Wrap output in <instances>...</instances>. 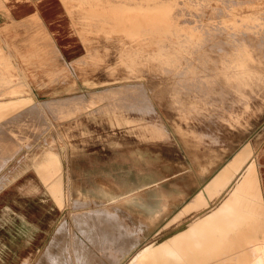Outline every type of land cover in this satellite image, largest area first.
I'll use <instances>...</instances> for the list:
<instances>
[{
	"label": "rangeland",
	"instance_id": "374dc122",
	"mask_svg": "<svg viewBox=\"0 0 264 264\" xmlns=\"http://www.w3.org/2000/svg\"><path fill=\"white\" fill-rule=\"evenodd\" d=\"M88 1L63 0L66 13L65 20L60 23L67 28L59 29V33L65 34L60 37L51 36L38 22L34 25V35L17 36L12 41L3 38L0 30V102L23 99L37 104L33 108L25 106L0 120V189L22 173L28 172L29 176L21 177L17 181L20 185L27 184L29 179H36L33 174L40 173L37 167L42 157L52 150L58 153L57 171L62 164L67 173L66 214L52 242L35 264H176L137 259V252L147 246L142 244L144 238L139 236L141 230L125 228L119 223L124 221V205L129 208L134 203L130 201L131 198L125 202L123 194L134 192L142 185L148 186L166 173L167 170H164L156 176L150 174L148 169V176L140 178L138 174L139 155L145 151L148 155L154 152L157 142L171 139L176 148H199L202 144H208L233 151L251 137L264 134V0H209L211 5H206L208 0H161V3L158 0L160 4L156 0ZM102 4L107 10L114 5L118 11H107V14L99 18L98 12L105 9ZM142 5L147 6L143 8ZM98 7V11L95 10ZM238 8L244 10L245 14L238 24L231 23L232 15ZM136 9L143 10L139 11L140 17L137 14L139 18L136 17ZM189 9L191 12H188ZM166 10L167 14H164ZM88 11L92 12L91 19L86 16ZM220 13L223 14L218 15ZM161 14L163 17H160ZM255 16L262 22L258 23L260 19ZM193 17L199 19L194 18L193 21ZM186 21L188 25H181ZM162 23L164 26H161ZM221 23L225 26H220ZM245 23L249 25L245 26ZM206 26L212 29H209L210 33ZM234 29L236 30L233 31ZM230 31L234 33L233 36ZM159 32H163L164 38ZM145 35L149 38H145ZM55 40L69 42L72 46H77L81 53L78 57L67 60L59 51ZM194 40L197 41L194 43ZM158 41L160 42L157 43ZM239 43L243 45L241 48ZM244 48L251 53L250 59V53H246ZM236 53L239 55L235 56ZM174 54L182 56L178 67L173 68L162 62L163 58L171 61L176 57ZM243 55H246L245 60L244 57L239 58ZM184 56L191 60L187 61ZM225 69L237 70L240 72L239 76H227ZM194 72L201 74L200 79L193 78ZM65 96L69 98L66 99ZM53 102H57L58 106L50 107L55 104ZM60 113H64V116ZM13 117L17 119L13 120ZM19 118L22 119L15 123ZM28 124L30 126H26ZM163 147L171 149L173 145H160V148ZM150 165L153 162L149 159L148 166ZM54 172L56 170L52 169L45 175ZM201 176L196 173L194 181L198 182ZM189 179V183H192L191 175ZM184 182L179 181L174 186L167 187H188ZM79 216L82 222L77 221ZM128 217L133 219L132 216ZM93 220L96 224L100 222L108 230L110 237L104 242L97 237L96 240L94 234L92 237L89 235V224L93 225ZM109 221L117 226L119 224L120 228L109 229ZM150 231L144 230L146 233ZM80 245L86 247V256L75 252L74 247L78 248ZM258 247L260 246H245L249 264L253 261L252 256L261 254L256 249ZM262 247L264 256V245Z\"/></svg>",
	"mask_w": 264,
	"mask_h": 264
},
{
	"label": "crops",
	"instance_id": "0c3cea01",
	"mask_svg": "<svg viewBox=\"0 0 264 264\" xmlns=\"http://www.w3.org/2000/svg\"><path fill=\"white\" fill-rule=\"evenodd\" d=\"M63 5V0H0L2 37L12 41L17 36L34 35L37 22L41 23L51 36L65 35L58 32L62 27L67 28L65 24L60 23L65 20ZM55 42L67 60L78 57L81 53L77 46L74 47L69 42ZM160 145H173V148H160ZM149 159L153 165L148 166ZM138 161L140 178L148 176V169L150 174L156 176L167 170L150 185H142L134 192L123 194L125 202L131 198L130 201L134 203L129 208L124 205V221L119 223L125 228L141 230L139 236L144 238L142 244L147 246L137 252L138 260L176 264L184 261L238 262L244 260L245 254H248L245 246H259V243L260 246L264 245V134L251 137L233 151L208 144H202L199 148H176L171 139L163 140L157 142V148L151 154L142 152ZM61 166L62 164L58 171L48 174L45 178L35 172L33 175L36 179L27 180L25 185L17 183L21 177L29 176L28 172L22 173L0 189V264H35L40 254L52 242L66 214L68 178L64 167ZM196 173L202 175L198 182L194 181ZM190 175L193 177L192 183H189ZM179 181H185L188 187H167L174 186ZM257 201L258 204H263L260 207L257 204L255 207ZM246 202L248 203L245 205ZM220 205H223L225 210ZM249 210L258 216L253 212L250 214ZM235 215L239 217L238 220ZM108 227L120 228L119 224L117 226L111 221ZM144 230L151 231L146 233ZM184 242L185 244H182ZM166 248L169 252H165Z\"/></svg>",
	"mask_w": 264,
	"mask_h": 264
},
{
	"label": "bare ground",
	"instance_id": "6f19581e",
	"mask_svg": "<svg viewBox=\"0 0 264 264\" xmlns=\"http://www.w3.org/2000/svg\"><path fill=\"white\" fill-rule=\"evenodd\" d=\"M75 1H77V0H75ZM84 1H85V0H84ZM89 1H90V0H89ZM89 1H88V2H89ZM135 1H137V0H135ZM144 1L147 2V0H144ZM151 1H152V0H151ZM156 1H158V0H156ZM168 1H169V0H168ZM172 1H173V0H172ZM172 1H171V2H172ZM174 1L176 2V0H174ZM189 1H190V0H189ZM208 1H209V0H208ZM217 1H218V0H217ZM217 1H216V2H217ZM231 1L233 2V0H231ZM237 1H238V0H237ZM237 1H236V2H237ZM242 1H243V0H242ZM86 2H87V1H86ZM86 2H85V5H86ZM95 2H96V0H95ZM98 2H99V0H98ZM153 2H154V1H153ZM163 2H164V1H163ZM165 2H166V1H165ZM178 2H179V1H178ZM180 2H181V1H180ZM198 2H200V1H198ZM229 2H230V1H229ZM229 2H228V3H229ZM90 3H91V2H90ZM90 3H88V4H90ZM101 3H102V2H101ZM109 3H112V1H111V2L109 1ZM138 3H139V2H138ZM157 3H159V1H158ZM160 3H161V0H160ZM160 3H159V4H160ZM166 3H168V2H166ZM183 3H184V1H183ZM201 3H202V2H201ZM205 3H206V2H205ZM208 3H210V1L207 2L206 5H208ZM226 3H227V2H226ZM230 3H231V2H230ZM88 4H87V6H89ZM92 4H93V3H92ZM94 4L96 5V4H99V3H94ZM104 4H106V3H104ZM112 4H113V3H112ZM141 4H142V2H141ZM141 4H140V6H141ZM174 4H177V3H174ZM179 4H180V3H179ZM179 4H178V5H179ZM231 4H232V3H231ZM231 4H230V5H231ZM150 5H151V3L148 4V8L146 7L148 10H150V8H149ZM152 5H155V4H152ZM156 5H157V4H156ZM161 5H162V4H161ZM166 5H169V4H166ZM193 5H194V4H193ZM210 5H211V3H210ZM98 6H99V5H98ZM100 6H101V5H100ZM102 6L104 7L105 5L102 4ZM102 6H101V7H102ZM107 6H108V5H107ZM109 6H111V5H109ZM112 6L114 7V5H112ZM115 6H116V5H115ZM142 6H143V8H145V6H147V5H145V6L142 5ZM159 6H160V5H159ZM171 6H172V5H171ZM175 6H176V5H174V8H175ZM181 6H182V5H181ZM184 6H185V5H184ZM190 6H191V5H190ZM194 6H195V5H194ZM202 6H203V5H202ZM202 6H201V7H202ZM234 6H235V5H234ZM85 7H86V6H85ZM85 7H84V8H85ZM93 7H94V6H93ZM93 7H92V8H93ZM113 7H112V8L109 7L110 10H109V9L107 10L105 7H104L105 9L100 10V11L98 12L99 18H101L104 14H107V13H106L107 11H111V12L118 11V8H117V7H114V8H113ZM118 7H119V5H118ZM138 7H139V6H138ZM150 7H151V6H150ZM192 7H193V6H192ZM195 7H196V6H195ZM203 7H204V6H203ZM215 7H217V6H215ZM215 7H214V9H217V8H215ZM229 7H231V6H229ZM84 8H83V9H84ZM89 8H90V7H89ZM107 8H108V7H107ZM129 8H130V7H129ZM141 8H142V7H141ZM143 8H142V9H143ZM156 8H157V6L155 7V9H156ZM186 8H187V7H186ZM186 8H184V9L186 10ZM188 8H189V7H188ZM218 8H220V7H218ZM226 8H227V7H226ZM87 9H88V8H87ZM97 9H99V7H98V8H95V10H97ZM122 9H123V8H122ZM138 9H140V8H138ZM138 9H136V10L138 11ZM153 9H154V7H153ZM153 9H151V11H152ZM182 9H183V7H182ZM192 9H193V8H192ZM197 9H200L199 6H198ZM220 9H221V8H220ZM69 10H70V9H69ZM127 10H128V9H127ZM131 10H132V9H131ZM136 10H135V11H136ZM160 10H161V8H160ZM160 10H159V11H160ZM177 10H178V9H177ZM200 10H201V9H200ZM200 10H199V11H200ZM221 10H222V9H221ZM221 10H220V12H221ZM227 10H228V9H227ZM227 10H226V11H227ZM82 11H83V10H82ZM97 11H98V10H97ZM97 11H96V12H97ZM121 11H122V10H121ZM125 11H126V10H125ZM139 11H140V10H139ZM139 11H138V13H135V14H136V15L139 14V17H140V13H139ZM142 11H143V10H142ZM142 11H140V12H142ZM180 11H181V8H180ZM187 11H188V10H187ZM196 11H197V10H196ZM80 12H81V11H80ZM88 12H89V11H88ZM92 12H93V10H92ZM92 12H89V14L87 13V15L85 14V15L87 16V18H90V17L92 18ZM96 12H95V13H96ZM129 12H131V11H129ZM162 12H163V10H162ZM166 12H167V10L164 11V14H167ZM188 12H191V9H189ZM201 12H202V10L200 11V13H201ZM203 12H204V11H203ZM230 12H231V11H230ZM85 13H86V11H85ZM118 13H119V12H118ZM171 13H172V12H171ZM195 13H196V12H195ZM198 13H199V12H198ZM218 13H219V12H218ZM227 13H229V12H227ZM108 14H109V13H108ZM114 14H115V13H114ZM142 14H143V13H142ZM153 14H154V13H153ZM155 14H156V13H155ZM173 14H174V13H173ZM173 14H172V15H173ZM175 14H176V13H175ZM179 14H180V12H179ZM182 14H186V13H183V12H182ZM189 14H190V13H189ZM221 14H223V13H220V14H218V15H221ZM244 14H245L244 10H241V9H239V8L236 9V10L234 11L233 15H232L233 18H232V20H231V21H232L231 23H237V24H238L239 21H241V17H243ZM121 15H122V14H121ZM127 15H128V14H127ZM148 15H150V13H149ZM148 15H147V17H149ZM151 15H152V14H151ZM161 15H162V14H161ZM191 15H192V14H191ZM198 15H200V14H198ZM111 16H112V15H111ZM111 16H110V17H111ZM115 16H116V15H115ZM129 16H130V15H129ZM132 16H133V15H132ZM134 16H135V15H134ZM177 16H178V14H177ZM183 16H184V15H183ZM193 16H194V15H193ZM228 16H229V15H228ZM106 17H107V16H106ZM106 17H103V19L106 18ZM118 17H120V16L118 15ZM121 17H123V15H122ZM121 17H120V18H121ZM136 17L139 18L138 15H137ZM144 17H145V16H144ZM158 17H159V14H158ZM160 17H163V15L160 16ZM164 17H165V16H164ZM181 17H182V16H181ZM245 17L247 18V16H245ZM253 17H254V16H253ZM261 17H262V16H261ZM91 18H90V19H91ZM93 18H96V17H93ZM123 18H125V17H123ZM133 18H135V17H133ZM133 18H132V19H133ZM141 18L143 19V17H141ZM141 18H140V19H141ZM150 18H151V17H150ZM165 18H166V17H165ZM171 18H173V17H171ZM185 18H186V17H185ZM194 18H195V17H193V21H194ZM255 18H257V16H255ZM258 18H259V17H258ZM258 18H257V19H258ZM262 18H263V17H262ZM90 19H89L88 21H90ZM115 19H118V18H115ZM115 19L113 20V22L115 21ZM121 19H122V18H121ZM127 19H128V17H127ZM130 19H131V18H130ZM140 19H139V20H140ZM177 19H178V18H177ZM182 19H184V17H182ZM195 19H196V18H195ZM198 19H199V17H198ZM198 19H196V20H198ZM252 19H253V18H252ZM259 19H260V18H259ZM99 20H100V19H99ZM118 20H119V19H118ZM124 20H125V19H124ZM128 20H129V19H128ZM133 20H134V19H133ZM143 20H144V19H143ZM147 20H149V18H147ZM151 20H152V19H151ZM169 20H170V19H169ZM190 20H192V19H190ZM211 20H212V18H211ZM211 20H210V21H211ZM243 20H244V19H243ZM260 20H261V19H260ZM260 20L258 21V23L262 22V20H261V21H260ZM102 21H104V20H102ZM107 21H110V20L107 19ZM119 21H120V20H119ZM119 21H118V22H119ZM135 21H137V20L135 19ZM152 21H153V23H154V20H152ZM162 21H164V20H162ZM165 21H166V19H165ZM170 21H171V20H170ZM175 21H176V20H175ZM183 21L185 22V20H183ZM193 21H192V22H193ZM199 21H200V20H199ZM199 21H198V22H199ZM208 21H209V20H208ZM210 21H209V22H210ZM110 22H111V21H110ZM132 22H133V21H132ZM156 22H157V20H156ZM156 22H155V23H156ZM158 22H159V21H158ZM167 22H168V21H167ZM173 22H174V21H173ZM178 22H179V21H178ZM190 22H191V21H190ZM195 22L197 23V21H195ZM215 22H217V21H215ZM229 22H230V21H229ZM255 22H256V21H255ZM140 23H141V22H140ZM153 23H151V24H153ZM159 23H160V22H159ZM202 23H203V22H202ZM202 23L200 22V25H201ZM207 23H208V22H207ZM217 23H218V22H217ZM243 23H244V22H243ZM246 23H247V22H246ZM246 23H245V26H248L249 24L246 25ZM258 23L256 22V24H258ZM149 24H150V23H149ZM151 24H150V25H151ZM164 24H165V23H164ZM172 24H173V23H172ZM186 24H187V21H186L185 24H181V25H184V26H185ZM188 24H189V23H188ZM188 24H187V25H188ZM194 24H195V23H194ZM198 24H199V23H198ZM208 24H210V23H208ZM211 24H213V23H211ZM211 24H210V25H211ZM215 24H216V23H215ZM256 24H255V25H256ZM261 24H262V23H261ZM122 25H123V24H122ZM122 25H119V26H122ZM125 25H126V24H124L123 26H125ZM136 25H137V24H136ZM138 25H139V24H138ZM169 25H170V24H169ZM169 25H168V26H169ZM175 25H178V23L175 24ZM192 25H193V23H192ZM192 25H191V26H192ZM196 25H197V24H196ZM202 25L204 26V24H202ZM221 25L225 26V24H222V23L220 24V26H221ZM234 25H235V24H234ZM234 25H233V26H234ZM239 25L241 26V23H240ZM239 25H238V26H239ZM242 25H243V24H242ZM94 26H96V25H94ZM123 26H122V27H123ZM159 26H160V25H159ZM161 26H164L163 23L161 24ZM189 26H190V25H189ZM191 26H190V27H191ZM194 26H195V25H194ZM207 26H208V25H207ZM207 26H206V28L208 29ZM217 26H219V25H217ZM231 26H232V25H231ZM235 26H236V25H235ZM252 26H253V25H252ZM258 26H259V25H258ZM126 27H127V26H126ZM128 27H129V26H128ZM140 27H141V28H144V25H141ZM140 27L137 26V28H140ZM151 27H153V26H151ZM154 27H155V26H154ZM175 27H176V29H177V26H175ZM178 27L180 28L181 26H178ZM197 27H198V25H197ZM204 27H205V26H204ZM213 27H214V26H213ZM262 27H263V26H261V28H262ZM167 28H168V27H167ZM171 28H172V27H171ZM181 28H183V27H181ZM193 28L196 29L195 27H193ZM202 28H203V27H202ZM206 28H205V29L203 28V29L206 31V30H207ZM219 28H221V27H219ZM224 28H225V27H224ZM226 28H227V26H226ZM231 28H233V27H231ZM247 28H248V27H247ZM251 28H252V27H251ZM256 28H257V27H256ZM263 28H264V27H263ZM129 29H130V27H129ZM144 29H145V28H144ZM158 29L161 30L162 28H161V29L158 28ZM163 29H164V28H163ZM199 29H200V28H199ZM203 29H202V31H203ZM209 29L212 30V29L210 28V26H209ZM209 29H208V32L210 33ZM215 29H216V28L214 27V30H215ZM152 30H153V29H152ZM164 30L167 31L168 29H164ZM169 30H170V29H169ZM171 30H173V28H172ZM171 30H170V31H171ZM185 30H186V29H185ZM200 30H201V29H200ZM214 30H213V31H214ZM220 30H221V29H220ZM225 30H226V29H225ZM235 30H236V29H234L233 31H235ZM238 30H239V28H238ZM247 30H248V29H247ZM254 30H256V29H254ZM186 31H187V30H186ZM202 31H201V32H202ZM218 31H219V30H218ZM221 31H222V30H221ZM241 31H242V29H241ZM243 31H244V30H243ZM250 31H251V30H250ZM257 31H258V30H257ZM145 32H146V33H149V32H147V31H145ZM160 32H161V31H160ZM160 32H159V33H160ZM163 32H164V31H163ZM163 32H162V33H163ZM175 32H178V31H175ZM191 32H192V31H191ZM203 32H204V31H203ZM216 32H217V31H216ZM230 32H232V31H230ZM244 32H245V31H244ZM153 33H155V32H153ZM156 33H157V31H156ZM159 33H158V34H159ZM162 33H160V35H162ZM173 33H174V32H173ZM178 33H179V32H178ZM189 33H190V32H189ZM189 33H188V35H190ZM192 33H193V32H192ZM232 33H233V32H232ZM174 34H175V33H174ZM195 34H196V32H195ZM235 34H236V33H235ZM151 35H152V33H151ZM155 35H156V34H155ZM165 35H166V33H165ZM169 35H170V34H169ZM177 35H178V34H177ZM180 35H182V34H180ZM185 35H187V34H185ZM193 35H194V34H193ZM204 35H205V33L203 34V36L200 35L201 38L204 37ZM231 35L233 36L234 33L231 34ZM146 36H147V35H145L144 37L146 38ZM174 36H176V35H174ZM190 36H191V35H190ZM162 37H163V35H162ZM165 37H166V36H165ZM167 37H168V36H167ZM169 37H170V36H169ZM169 37H168V38H169ZM186 37H187V36H186ZM195 37H196V38H197V37L199 38V36H196V35H195ZM208 37H209V36H208ZM235 37H236V36H235ZM147 38H149V37L147 36ZM152 38H154V37H152ZM163 38H164V37H163ZM163 38H162V41H163ZM170 38H172V35H171ZM170 38H169V39H170ZM178 38H179V37H178ZM178 38H177V39H178ZM191 38H192V37H191ZM191 38H190V39H191ZM157 39H158V38H157ZM157 39H156V40H157ZM159 39H160V38H159ZM159 39H158V40H159ZM185 39H186V38H185ZM185 39H184V40H185ZM188 39H189V38H188ZM192 39H193V38H192ZM184 40H183V41H184ZM201 40H202V39H201ZM235 40H236V39H235ZM238 40H239V39H238ZM145 41H146V39H145ZM179 41H180V40H179ZM190 41H191V40H190ZM195 41H197V40H194V43H195ZM152 42H153V39H152ZM159 42H160V41H158L157 43H159ZM232 42H235V43L238 44V42H236V41H232ZM148 43H149V42H148ZM150 43H151V41H150ZM178 43H179V42H178ZM198 43H200V42L198 41ZM154 44H156V43H154ZM164 44H166V42H165ZM164 44H163V46H164ZM171 44H172V43H171ZM181 44H182V42H181ZM196 44H197V43H196ZM200 44H201V43H200ZM237 44H235V45H237ZM240 44H242V43H239V45H240ZM243 44H244V42H243ZM145 45H148V44H145ZM172 45H173V44H172ZM183 45H184V44H183ZM191 45H193V44H191ZM197 45H198V44H197ZM197 45H196V46H197ZM246 45H247V43H246ZM165 46H166V45H165ZM189 46H190V45H189ZM194 46H195V44H194ZM198 46H199V45H198ZM242 46H243V45H242ZM242 46L240 45V48H241ZM147 47H148V46H147ZM160 47H161V43H160ZM160 47H159V48H160ZM185 47H186V46H185ZM187 47H188V46H187ZM187 47H186V48H187ZM235 47H236V46H235ZM245 47H246V46H245ZM161 48H162V47H161ZM182 48H183V46H182ZM188 48H189V47H188ZM196 48H197V47H196ZM199 48H200V47H199ZM246 48H247V47H246ZM246 48H244V49L246 50ZM176 49H177V48H176ZM183 49H184V48H183ZM193 49H195V48H193ZM244 49H243V50H244ZM141 50H142V49H141ZM177 50L179 51V49H177ZM142 51H143V50H142ZM146 51H147V49H146ZM158 51H159V50H158ZM161 51H162V50L160 49V52H161ZM174 51H176V50H174ZM246 51H247V50H246ZM160 52H159V53H160ZM191 52H192V50H191ZM235 52H236V51H235ZM240 52H241V51H240ZM165 53H166V52L164 51V54H165ZM168 53H169V52H168ZM176 53H177V52H176ZM186 53H187V50H186ZM246 53H250V52L247 51ZM172 54H173V53H172ZM190 54H191V53H189V55H190ZM242 54H243V53H242ZM165 55H166V54H165ZM165 55H164V56H165ZM174 55H175V54H174ZM237 55H239V54L236 53L235 56H237ZM240 55H241V54H240ZM250 55H251V53L248 54V58H249ZM157 56H158V55H157ZM164 56H163V57H164ZM166 56H169V55H166ZM170 56H172V55H170ZM175 56H176V55H175ZM233 56H234V55H233ZM244 56H246V55H243L242 57L239 56V58H242V59H243ZM149 57H151V56H149ZM184 57H185V59H186L187 61H190V60H191V58H189L188 56H184ZM251 57L253 58V56H251ZM1 58H2V57H1ZM161 58H162V57H161ZM165 58H166V57H165ZM252 58H251V59H252ZM3 59H4V58H3ZM3 59H2V60H3ZM168 59H169V58H168ZM168 59H167V58H166V59L163 58V60H162V59H161V60H162V62H166V63L170 64L171 67H173V68H174V67H178L177 65H178V64L180 65V63L182 62V56H181L180 54L177 55L175 58H173L171 61L168 60ZM170 59H171V58H170ZM235 59H236V58H235ZM249 59H250V58H249ZM253 59H254V58H253ZM161 60H160V61H161ZM225 60H226V59H225ZM244 60H245V57H244ZM247 60H248V59H247ZM247 60H246V62H247ZM77 61H78V60H77ZM230 61H232V60H230ZM230 61H229V63H230ZM223 62H224V61H223ZM233 62H234V61H233ZM239 62H240V61H239ZM239 62H238V63H239ZM137 63H138V62H137ZM235 63H236V61H235ZM230 64H231V63H230ZM233 64H234V63H233ZM143 65H144V64H143ZM165 65H166V64H165ZM185 65H186V64H185ZM185 65H184V66H185ZM226 65H227V64H226ZM242 65H243V64H242ZM242 65H240V66L237 65V66H238V67H241ZM246 65H247V64H246ZM168 66H169V65H168ZM187 66H188V65H187ZM234 66H235V65H234ZM165 67H166V66H165ZM230 67L232 68L233 66H230ZM230 67H229V68H230ZM242 67H243V66H242ZM245 67H247V66H245ZM233 68H234V67H233ZM235 68H236V66H235ZM182 69H184V67H183ZM185 69H186V67H185ZM188 69H189V68H188ZM188 69H187V70H188ZM248 70H249V69H248ZM168 71H169V70H168ZM176 71H177V70H176ZM178 71H179V69H178ZM182 71L184 72V70H182ZM242 71H243V70H242ZM180 72H181V71H180ZM224 72H225V75H227V76H239V73H240V72L237 71V70H227V69H225ZM174 73H175V72H174ZM181 73H182V72H181ZM244 73H246V71H245ZM184 74H185V72H184ZM192 74H193V73H192ZM241 74H242V73H241ZM5 75H6V74H5ZM192 76H193V78H199V77L201 76V74H200V73H197V72H194V75H192ZM250 76H251V75H250ZM3 77H4V76H3ZM1 79H2V78H1ZM3 79H4V78H3ZM7 79H8V78H7ZM199 79H200V78H199ZM201 79H202V78H201ZM9 80H10V79H9ZM11 80H12V79H11ZM177 80H178V79H177ZM3 81H4V80H3ZM203 81H204V80H203ZM6 82H7V81H6ZM10 82H11V81H10ZM0 83H1V82H0ZM4 83H5V82H3V84H4ZM1 87H2V86H1ZM8 87H9V86H8ZM129 87H130V86H129ZM196 87H197V86H196ZM12 88H13V87H12ZM108 93H109V92H108ZM114 94H115V93H114ZM117 94H118V93H117ZM118 95H119V94H118ZM65 97H66V96H65ZM65 97H63V99H65ZM67 97H68V96H67ZM67 97H66V99H67ZM68 98H69V97H68ZM70 98H71V96H70ZM82 98H83V97H82ZM61 99H62V98H61ZM61 99H59V101H60ZM66 99H65V101H66ZM71 99H72V98H71ZM74 99H75V98H74ZM77 99H78V98H77ZM72 100H73V99H72ZM55 101H56V99H55ZM73 101H74V100H73ZM75 101H76V100H75ZM79 101H80V100H79ZM43 102H44V101H43ZM50 102H51V101H50ZM57 102H58V100H57ZM57 102H53V103H55V104H51V105L49 104L50 107H52V106H53V107L58 106V105H56ZM67 102H68V101H67ZM70 102H71V101H70ZM46 103H48V101H47ZM75 103H76V102H75ZM75 103H73V105H76ZM77 103H78V102H77ZM117 103H118V102H117ZM44 104H45V103H44ZM62 104H63V101H62ZM64 104H65V103H64ZM66 104H67V103H66ZM91 104H92V103H91ZM35 105L37 106L36 103H34V102H30V101L26 102V100H23V99H22V100H11V101H9V102H0V120L4 119V118H5L6 116H8V115L13 114V113L16 112V111L22 109V108L25 107V106H31V107L33 108V107H35ZM49 105H48V106H49ZM109 105H110V104H109ZM112 105L114 106L113 103H112ZM46 106H47V105H46ZM64 106H65V105H64ZM64 106H63V107H64ZM115 106H116V105H115ZM31 107H29V108H31ZM69 107H70V106H69ZM77 107H78V106H77ZM111 107H112V106H111ZM32 108H31V109H32ZM59 108H60V107H59ZM80 108H81V107H80ZM105 108H106V107H105ZM116 108H117V107H116ZM116 108H115V109H116ZM122 108H123V107H122ZM27 109H28V108H27ZM49 109H50V108H49ZM72 109H73V106H72ZM75 109H76V107H75ZM77 109H78V108H77ZM108 109H109V108H108ZM111 109H112V108H111ZM129 109H130V107H129ZM25 110H26V109H25ZM25 110H24V112L27 113V111H25ZM28 110H29V109H28ZM65 110H66V109H65ZM100 110H101V109H100ZM61 111H62V110H61ZM66 111H67V110H66ZM70 111H71V110H70ZM76 111H77V110H76ZM79 111H80V110H79ZM101 111H102V110H101ZM112 111H113V110H112ZM22 112H23V110H22ZM62 112H63V111H62ZM99 112H100V111H99ZM31 113H32V112H31ZM35 113H36V112H35ZM35 113H34V115H35ZM17 114H18V112H17ZM21 114H23V113H21ZM42 114H43V113H42ZM60 114H62V113H60ZM63 114H64V113H63ZM63 114H62V115H63ZM23 115H24V114H23ZM29 115H30V114H29ZM73 115H74V114H73ZM19 116L21 117V115H19ZM25 116H26V114H25ZM25 116H24V117H25ZM63 116H64V115H63ZM69 116H70V115H69ZM74 116H75V115H74ZM15 117H17V116L15 115ZM26 117H27V116H26ZM35 117H36V116H35ZM60 117H61V116H60ZM71 117H72V116H71ZM13 118H14V117H13ZM13 118H10V119H13ZM29 118H30V117H29ZM31 118H32V116H31ZM15 119H17V118H14L13 120H15ZM20 119H22V118H19L18 120H16V121H18V122H15V123H19V120H20ZM27 119H28V118H27ZM236 119H237V116H236ZM8 120H9V119H8ZM23 120H24V119H23ZM23 120H22V122L24 123ZM10 121H11V120H10ZM26 121H27V120H26ZM29 121H30V119L28 120V122H29ZM31 121H33V120L31 119ZM7 122H8V121H7ZM12 122H14V121H12ZM28 122H27V123H28ZM129 122H130V121H129ZM2 123H4V122H2ZM5 123H6V121H5ZM8 123H9V122H8ZM20 123H21V122H20ZM23 123H22V124H23ZM27 123H26V124H27ZM31 123H33V122H31ZM13 124H14V123H13ZM24 124H25V123H24ZM22 126H23V125H22ZM26 126H30V125L28 124V125H26ZM24 127H25V126H24ZM2 131H3V130H2ZM3 132H5V131H3ZM1 136H2V135H1ZM5 136H6V135H5ZM2 138H3V137H1V139H2ZM7 138H8V137H7ZM36 138H37V137H36ZM3 139H4V138H3ZM29 147H30V146H29ZM16 153H17V152H16ZM255 153H256V152H255ZM248 158H249V157H248ZM242 159H243V158H242ZM243 162H244V161H243ZM244 163H245V162H244ZM58 165H59L58 153H56V152H54V151L51 150V151H48V152H46V153L44 154V156L42 157V161L40 162V164L38 165L37 168H38L40 174H42V176L45 178V176H47V175H45V174H46L47 172L51 171L52 169H54V170L57 171V169H58ZM241 167H242V166H241ZM205 168H206V167H205ZM239 168H240V167H239ZM206 169H207V168H206ZM240 169H242V168H240ZM207 170H208V169H207ZM242 170H243V169H242ZM247 170H248V169H247ZM250 170H251V169H250ZM255 171H257V170H255ZM236 172H237V171H236ZM242 173H243V172H242ZM247 173H248V172H247ZM245 175H246V174H245ZM251 176H252V175H251ZM241 178H242V177H241ZM245 178H246V176H245ZM245 178H244V179H245ZM244 179H243V180H244ZM247 179H248V178H247ZM44 180H45V179H44ZM234 180H235V179H234ZM238 180L240 181L239 178H238ZM245 180H246V179H245ZM45 181H46V180H45ZM49 181H50V180H49ZM49 181H48V182H49ZM241 182H242V181H241ZM241 182H240V184H241ZM243 182H244V181H243ZM45 183H47V182H45ZM50 183H51V182H50ZM50 183H49V184H50ZM225 183H226V182H225ZM228 183H229V182H228ZM244 183H245V182H244ZM251 183H252V182H251ZM251 183H250V184H251ZM240 184H239V186H240ZM234 185H235V184H234ZM236 185H237V184H236ZM242 185H243V184H242ZM224 186H225V185H224ZM224 186H223V187H224ZM251 186H252V184H251ZM251 186H250V188H251ZM226 187L228 188V186H226ZM229 187H230V186H229ZM236 187H237V186H236ZM244 187H245V186H244ZM244 187H243L242 189H244ZM227 188H226V190H227ZM234 188H235V187H234ZM245 189H246V187H245ZM245 189H244V190H245ZM236 190H238V189H236ZM227 191H228V190H227ZM230 191H231V190H230ZM247 191H248V193L250 194L249 189H248ZM247 191H245V192H247ZM238 192H239V191H238ZM245 192H244V193H245ZM218 193H221V192H218ZM223 193H224V191H223ZM235 193H236V192H235ZM251 193H252V191H251ZM242 194H243V193H242ZM254 194H255V193H254ZM250 195H251V194H250ZM229 196H230V195H229ZM213 197H214V196H213ZM213 197H212V198H213ZM221 197H222V196H221ZM230 198H231V197H230ZM247 198H248V197H247ZM251 198H253V196H252ZM255 198H256V197H255ZM220 199H221V198H220ZM228 199H229V197H228ZM228 199H227V200H228ZM234 199H235V198H233V200H234ZM196 200H198V199L196 198ZM215 200H216V199H215ZM218 200H219V199H218ZM224 200H225V199H224ZM231 200H232V199H231ZM241 200H242V199H241ZM248 200H249V199H248ZM248 200H247V201H248ZM251 200H252V199H251ZM228 201H229V200H228ZM235 201H236V200H235ZM239 201H240V199H239ZM258 202H259V201L255 202V204H256L255 207H257ZM211 203H212V202H211ZM215 203H216V202H215ZM229 203L231 204V201H230ZM236 203H237V201H236ZM247 203H248V202H246V203H244V204L246 205ZM253 204H254V203H253ZM261 204H263V203L258 204V206L260 207ZM228 205H229V204H228ZM228 205H227V206H228ZM231 205H232V204H231ZM238 205H240V204L238 203ZM242 205H243V202H242ZM245 205H244V206H245ZM263 205H264V204H263ZM191 206H192V205H191ZM212 206H214V205L212 204ZM220 206L222 207L223 205H220ZM225 206H226V202H225ZM233 206H234V202H233ZM248 206H249V204H248ZM164 207H165V206H164ZM189 207H190V206H189ZM236 207H237V206H236ZM240 207H242V206H240ZM245 207H246V206H245ZM224 208H225V207L223 206V210H225ZM237 208H238V207H237ZM242 208H244V207H242ZM251 208H252V207H251ZM262 208H263V206H262ZM192 209H193V208H192ZM226 209H228V208H226ZM247 209H249V207H248ZM247 209H246V210H247ZM182 210H183V209H182ZM188 210H190V209H188ZM221 210H222V208H221ZM223 210H222V211H223ZM229 210H230V209H229ZM231 210H232V209H231ZM253 210H254V208H253ZM226 211H227V210H226ZM226 211H225V212H226ZM184 212H185V211H184ZM209 212H211V211H209ZM209 212H208V213H209ZM214 212H215V211H214ZM248 212H249L250 214H251V212L255 213L254 211H251V212H250V210H249ZM94 213H95V212H94ZM187 213H189V212H187ZM221 213H222V212H221ZM230 213H231V212H230ZM230 213H229V214H230ZM238 213L240 214L239 211H238ZM75 214H76V213H75ZM222 214H223V213H222ZM224 214L227 215L226 213H224ZM231 214H232V213H231ZM250 214H249V215H250ZM255 214H256V216H258L257 213H255ZM97 215H98V214H97ZM194 215H195V214H194ZM199 215H200V214H199ZM205 215H206V214H205ZM208 215H209V214H208ZM210 215H211V213H210ZM215 215H216V214H215ZM237 215H238V214H237ZM252 215H253V214H252ZM73 216H75V215H73ZM92 216H93V215H92ZM92 216H91V218H92ZM197 216H198V215H197ZM212 216H213V215H212ZM220 216H221V215H220ZM220 216H219V217H220ZM235 216H236V215H235ZM253 216H254V215H253ZM97 217H98V216H97ZM100 217H101V216H100ZM185 217H186V216H185ZM222 217H223V216H222ZM236 217H237V216H236ZM251 217H252V216H251ZM77 218H78V219H77L78 222H82V221L79 219L80 216L77 217ZM88 218L90 219V217H88ZM177 218H178V216H177ZM192 218H193V217H192ZM217 218H218V217H217ZM238 218H239V217H237L236 219L238 220ZM255 218H256V217H255ZM200 219H201V218H200ZM253 219H254V218H253ZM258 219L260 220V218H258ZM258 219H257V220H258ZM83 220L85 221V218H84ZM106 220H107V219H106ZM90 221H91V220H90ZM99 221H100V220H99ZM233 221H234V220H233ZM255 221H256V219H255ZM107 222H108V221H107ZM183 222H184V221H183ZM92 223H93V225H90V224H89V227H90L89 235H91V237H92V234H94L95 239H96V237H97V238H100L103 242H104L108 237H110L108 230L105 229V228H103V225H102L100 222L96 224V222L93 220ZM102 223H103V222H102ZM253 223H254V222H253ZM108 225H109V224H108ZM188 225H189V224H188ZM195 226H196V225H195ZM190 227H191V226H190ZM196 227H198V225H197ZM229 227H231V226H229ZM110 228H111V227H110ZM110 228H109V229H110ZM192 228H193V227H192ZM237 228H238V227H237ZM255 228H256V227H255ZM240 229H241V228H240ZM193 230H194V229H193ZM233 230H234V229H233ZM202 231H203V230H202ZM239 231H240V233H242V232H241L242 229L239 230ZM243 231H244L243 233L246 232L244 229H243ZM250 231H251V230H250ZM255 231H256V230H255ZM116 232H117V231H116ZM121 232H122V231H121ZM121 232H120V233H121ZM235 232H237V231H235ZM257 232H258V231H257ZM233 233H234V232H233ZM237 233H238V232H237ZM249 233H250V232H249ZM254 233H255V232H254ZM194 234H196V233H194ZM230 234H231V233H230ZM245 234H246V233H245ZM247 234H248V232H247ZM250 234H251V233H250ZM252 234H253V233H252ZM119 235H120V234H119ZM123 235H124V234H123ZM189 235H190V234H189ZM211 235H212V234H211ZM228 235H229V234H228ZM248 235H249V234H248ZM203 236H204V235H203ZM237 236H238V234H237ZM250 236H252V235H250ZM256 236L258 237V234H257ZM181 237H182V236H181ZM183 237L185 238V236H183ZM204 237H205V236H204ZM253 237H255V236L253 235ZM235 239H236V238H235ZM235 239H234V240H235ZM238 239H239V238H238ZM56 240H57V239H56ZM96 240H97V239H96ZM116 240H117V239H116ZM171 240H172V238H171ZM179 240H180V239H179ZM179 240H178V241H179ZM181 240L183 241V239H181ZM228 240H229V239H228ZM230 240H231V238H230ZM239 240H240V239H239ZM98 241H99V242H102V241H100L99 239H98ZM257 241L259 242L258 238H257ZM107 242H108V241H107ZM109 242H110V241H109ZM109 242H108V243H109ZM170 242H171V241H169V243H170ZM197 242H198V241H197ZM55 243H56V242H55ZM179 243H180V242H179ZM190 243H191V242H190ZM195 243H196V242H195ZM103 244H106V243H103ZM103 244H102V245H103ZM171 244H172V243H171ZM180 244H181V243H180ZM182 244H185V242L182 243ZM252 244H253V243H252ZM108 245H109V244H108ZM173 245H174V244H173ZM173 245H172V246H173ZM226 245H227V244H226ZM233 245H234V244H233ZM172 246H171V248H172V250H173V247H172ZM187 246H188V245H187V243H186V248H185V249H187ZM192 246H193V245H192ZM196 246H197V245H196ZM202 246H203V245H202ZM223 246H224V245H223ZM241 246H242V244H241ZM259 246H260V243H259ZM165 247H166V246H165ZM168 247H169V246H168ZM176 247H177V246H176ZM181 247H183V246H181ZM171 248H170V250H171ZM178 248H179V247H178ZM222 248H224V247H222ZM74 249H75V252L77 251V254L82 253V255L86 256L85 254L88 253V252L86 251V247H85L84 245H80V247H78V248L74 247ZM167 249H168V248H166V251H165V252H169V250L167 251ZM91 250H92V249H91ZM221 250H223V249H221ZM221 250H220V251H221ZM160 251H161V250H160ZM173 251H174V250H173ZM173 251H171V253H172ZM186 251H188V250H186ZM215 251H216V250H215ZM258 251H259L261 254H260V255H256V256H254V257L252 256V257H253V261L251 262V264H264V256L262 255L263 247L260 246L259 249H258ZM89 252H90V251H89ZM174 252H175V251H174ZM184 252H185V251H184ZM213 252H214V251H213ZM90 253H91V252H90ZM160 253H161V252H160ZM171 253H170V254H171ZM211 253H212V252H211ZM157 254H159V251H158ZM174 254H175V253H174ZM212 254H213V253H212ZM214 254H215V253H214ZM178 255H179V254H178ZM78 256H79V255H78ZM81 257H82V256H81ZM81 257H79V258H81ZM87 257H88V256H87ZM204 257H205V256H204ZM191 258H192V257H191ZM200 258H201V257H200ZM90 259H92V258H90ZM84 260H85V259H84ZM247 260H249V259H248V257L245 256L244 260H242V261H238V262H236V263H237V264H249V262H248ZM170 261H171V260H170ZM179 263H181V264H185V263L189 264V262H186V261H184V262H179ZM236 263H235V264H236ZM192 264H220V263H219V262H210V263H208V262H199V261H198V262H192Z\"/></svg>",
	"mask_w": 264,
	"mask_h": 264
}]
</instances>
